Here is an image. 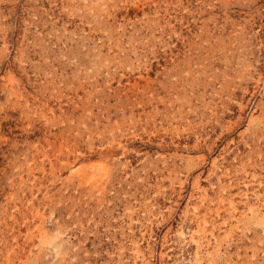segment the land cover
<instances>
[{
    "label": "rangeland",
    "instance_id": "374dc122",
    "mask_svg": "<svg viewBox=\"0 0 264 264\" xmlns=\"http://www.w3.org/2000/svg\"><path fill=\"white\" fill-rule=\"evenodd\" d=\"M0 264H264V0H0Z\"/></svg>",
    "mask_w": 264,
    "mask_h": 264
},
{
    "label": "bare ground",
    "instance_id": "6f19581e",
    "mask_svg": "<svg viewBox=\"0 0 264 264\" xmlns=\"http://www.w3.org/2000/svg\"><path fill=\"white\" fill-rule=\"evenodd\" d=\"M96 167V166H95ZM94 168V167H93ZM89 171V170H88ZM93 171V170H92ZM77 173H79V172H77ZM74 174V173H73Z\"/></svg>",
    "mask_w": 264,
    "mask_h": 264
}]
</instances>
